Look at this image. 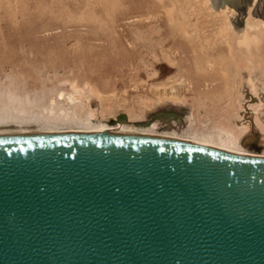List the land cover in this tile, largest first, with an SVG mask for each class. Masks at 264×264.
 <instances>
[{
    "label": "water",
    "instance_id": "obj_1",
    "mask_svg": "<svg viewBox=\"0 0 264 264\" xmlns=\"http://www.w3.org/2000/svg\"><path fill=\"white\" fill-rule=\"evenodd\" d=\"M0 264H264V158L0 139Z\"/></svg>",
    "mask_w": 264,
    "mask_h": 264
},
{
    "label": "rangeland",
    "instance_id": "obj_2",
    "mask_svg": "<svg viewBox=\"0 0 264 264\" xmlns=\"http://www.w3.org/2000/svg\"><path fill=\"white\" fill-rule=\"evenodd\" d=\"M201 1L202 2H200V0H0V82H2L0 85L2 84L1 86L3 87L5 84L14 82L17 83L16 85L20 90L27 91L34 95L43 92L46 97H48L49 95H54L58 90H69L71 82L74 81L78 84L80 82L79 85L84 88H87V84H92L101 92L99 97L100 100L91 103L92 108L96 109L99 113V116L95 117V121L99 120L115 123L116 121L135 122L138 120L137 123L148 124L151 123V120L153 121L155 119L154 121H159V125H163L164 123H171L170 121H172V119H179L180 122L178 121L179 123L176 125L180 128L178 130L182 128L185 129L184 126L187 127L189 124L193 128L202 129L209 125L211 126L216 121L225 126H231L230 128H234L235 123L238 121V115L241 114V109L244 106L242 105L244 104V102H242V97L247 96V91H254L253 93L255 95L257 94V97L261 96L258 92H261L264 86L262 85V83L264 84V75H262V71L264 72V70H261L264 65V42L262 41L264 40L262 36L264 35V0H229L225 2V4L222 0H212V4H209L210 2L207 0ZM226 4L228 8L225 7ZM170 5L172 6L171 9ZM166 8L170 10V13L166 11ZM232 12H234V14H231ZM257 17L260 19L258 20ZM228 18L231 20H228ZM187 23L190 26H188ZM185 26L189 27L187 29L188 32H184ZM222 27L223 29L221 31ZM236 29H239V31ZM253 30L256 31L255 34H252ZM155 31H157V33ZM242 31L248 36L247 39L252 41H247V44L245 43L246 41H239L238 39L243 36L242 33H240ZM151 32H153V36ZM218 32L219 34H217ZM231 32L234 36H231ZM192 34L193 37H191ZM182 35L185 39L182 38ZM254 36L255 39H253ZM260 36H262V39ZM165 37L166 39H164ZM169 37L172 39L169 40ZM235 37L237 39H232ZM148 38H150V41ZM160 41H163V45ZM253 43L256 44L255 48L253 47ZM261 45L263 46L262 48ZM150 47L158 48L151 49ZM234 49H237L235 50L236 53ZM261 49L263 51H261ZM165 50L168 51L166 52ZM251 52L252 55L250 54ZM262 52L263 55L261 56L260 54H262ZM179 54L180 56H178ZM241 55L243 57L247 56L246 58H248V60L250 59L245 67L242 66L243 68L240 66L241 64L237 62V58L241 57ZM206 59L211 60L212 64H210L211 66L213 65L212 67L207 63ZM257 59H263V62L259 65L260 71L257 70L258 66L253 65ZM191 65L195 67V69ZM195 65L198 66L196 67ZM203 65L204 67H202ZM206 66L207 68L205 69ZM253 68L254 71L252 70ZM233 69H235V71ZM199 70L202 74H199ZM205 71L208 72L206 73ZM236 72L237 74L238 72L240 73L237 75ZM50 73H53V76ZM185 73L187 76H185ZM260 75H262V77ZM37 76L38 78H35ZM80 76H83V78L85 76V78L83 79ZM17 77L18 79H16ZM45 77L46 79H43ZM196 77H199L201 80ZM205 78H207V80H205ZM235 79L236 82H234ZM66 80L69 82H66ZM163 80H165L164 82L166 84L163 83ZM61 81L64 82L61 83ZM241 81L245 83H239ZM191 82L195 84L192 85ZM228 82L230 85L227 84ZM212 84H214V86ZM260 84L261 88L259 87ZM43 85H45V87ZM202 87H204L203 91ZM208 87H215L214 92L211 88L209 90ZM177 90L180 91L178 92ZM221 90L224 91L222 92ZM207 91L211 92L208 94ZM167 92L169 95L183 100V105L178 102L158 100L161 96L168 95ZM102 95L105 98L102 97ZM217 95L219 97H217ZM189 96H191V98ZM204 96L205 98H203ZM229 97L231 99H229ZM226 99H229L228 102L230 103H228ZM138 100L139 102L136 104ZM140 100L142 103H140ZM143 100H148L151 103H148V101L144 102ZM218 100L223 101L219 102L221 107L218 104ZM143 102L150 104L151 107L147 108V110V105ZM224 105L227 106L225 107ZM189 106L192 108H188ZM221 110L224 111L222 112ZM103 111L105 112L103 113ZM143 111L144 113H142ZM205 112L207 113L205 114ZM140 113L144 115L142 116ZM228 113L231 114L229 115ZM134 114H136V117ZM236 114L238 115L236 116ZM139 116L141 118L137 119ZM187 116H191L192 119L191 117L189 119ZM209 116L212 118H209ZM133 117H135V119H133ZM221 118L225 122L219 121ZM248 148L257 152L262 150L261 146L258 144V138L256 137L251 141Z\"/></svg>",
    "mask_w": 264,
    "mask_h": 264
},
{
    "label": "bare ground",
    "instance_id": "obj_3",
    "mask_svg": "<svg viewBox=\"0 0 264 264\" xmlns=\"http://www.w3.org/2000/svg\"><path fill=\"white\" fill-rule=\"evenodd\" d=\"M204 1V0H203ZM208 2H210L209 4H212L213 1L212 0H207ZM229 0H222V2L225 4V2H228ZM200 2H202L200 0ZM205 3V2H204ZM200 4V3H199ZM207 5V4H206ZM215 5V4H214ZM222 5V3H221ZM171 6V5H170ZM202 6V5H201ZM220 6V5H219ZM224 6V5H223ZM232 6V5H231ZM230 6V7H231ZM209 7V6H208ZM213 7V5H212ZM211 7V8H212ZM226 8H228V5L226 4L225 6ZM172 8V6L170 7V9ZM200 8V7H199ZM198 8V9H199ZM216 8V7H215ZM214 8V9H215ZM221 8V7H220ZM225 8V9H226ZM75 9V8H74ZM208 9V8H207ZM213 9V8H212ZM250 9V8H249ZM248 9V10H249ZM227 10V9H226ZM231 10V9H230ZM166 11L169 12L170 10L166 8ZM196 11V10H195ZM194 11V12H195ZM221 11V10H220ZM232 11V10H231ZM234 11V10H233ZM206 12V11H205ZM204 12V13H205ZM217 12V11H216ZM252 12V11H251ZM170 13V12H169ZM198 13V12H197ZM213 13V12H212ZM219 13V12H218ZM217 13V14H218ZM221 13V12H220ZM229 13V12H228ZM249 13V11H248ZM247 13V14H248ZM72 14V13H71ZM195 14V13H193ZM223 14V13H222ZM227 14V11H226ZM230 14V13H229ZM231 14H234V12H232ZM250 14V13H249ZM188 15V14H187ZM198 15V14H197ZM202 15V14H201ZM207 15V14H206ZM220 15V14H219ZM218 15V16H219ZM254 15V14H252ZM82 16V15H81ZM171 16V15H170ZM225 16V15H224ZM230 16V15H229ZM250 16V15H249ZM248 16V18H249ZM196 17V16H195ZM199 17V16H198ZM201 17V16H200ZM205 17V16H204ZM251 17V16H250ZM256 17V16H255ZM211 19V18H210ZM227 19V18H226ZM230 18H228L229 20ZM254 19V18H253ZM258 19V17H257ZM260 19V18H259ZM258 19V20H259ZM190 20V19H189ZM231 20V19H230ZM252 20V19H251ZM263 21V20H261ZM260 21V22H261ZM219 22V20H218ZM217 22V23H218ZM224 22V21H222ZM246 22V21H245ZM248 22V21H247ZM252 22V21H251ZM256 22V21H255ZM258 22V21H257ZM232 23V22H231ZM230 23V24H231ZM254 23V21H253ZM192 24V23H189ZM219 24V23H218ZM227 24V23H226ZM233 24V23H232ZM231 24V25H232ZM264 24V22H263ZM188 25V23H187ZM190 26V25H188ZM255 26V25H253ZM185 30L184 32H188V28L187 26H185ZM213 27V26H212ZM220 27V25H219ZM227 28V27H226ZM237 28V27H236ZM259 28V26H258ZM264 28V27H263ZM262 28V29H263ZM192 29V28H191ZM197 29V28H196ZM223 27L221 28L222 31ZM233 29V26H232ZM242 29V28H241ZM244 29V27H243ZM170 30V29H169ZM190 30V29H189ZM210 30V29H209ZM212 30V29H211ZM228 30V29H227ZM239 31V29H236ZM235 30V31H236ZM158 31V29H157ZM157 31H155L157 33ZM161 31V30H160ZM171 31V30H170ZM192 31V30H191ZM216 31V30H215ZM229 31V30H228ZM244 31V30H243ZM242 33L243 36H241L238 40L239 41H246L245 43L247 44V41H249V39H247V35L245 34V32ZM179 32V31H178ZM193 32V31H192ZM195 32V31H194ZM256 31L253 30L252 34H255ZM258 32V31H257ZM262 32V31H261ZM152 36H153V32ZM180 33V32H179ZM212 33V32H211ZM259 33V32H258ZM159 34V33H158ZM183 34V33H182ZM201 34V33H200ZM219 34V32L217 33ZM226 34V33H225ZM263 34V33H262ZM149 35V34H148ZM184 35V34H183ZM182 35V38H183ZM190 35V34H189ZM169 36V34H168ZM175 36V35H174ZM223 36V34H222ZM231 36L232 32H231ZM258 36V34H257ZM264 37V35H262ZM260 36V38L262 37ZM150 37V36H147ZM173 37V36H172ZM176 37H180V36H176ZM193 37V34L192 36ZM196 37V36H195ZM228 37V36H227ZM251 37V35H250ZM98 38V37H97ZM96 38V39H97ZM160 38V37H159ZM175 38V37H174ZM224 38V37H223ZM230 38V37H229ZM252 38V37H251ZM150 41V38H148ZM147 39V40H148ZM166 39V37L164 38ZM172 39V38H171ZM169 37V40H171ZM185 39V38H183ZM188 39V38H187ZM195 39V38H194ZM197 39V38H196ZM231 39V38H230ZM232 39H237L232 38ZM247 39V40H246ZM253 39H255V36L253 37ZM258 39V38H257ZM262 39V38H261ZM95 40V39H94ZM189 40V39H188ZM193 40V39H192ZM202 40V39H201ZM167 41V40H164ZM200 41V40H199ZM231 41V40H230ZM233 41V40H232ZM236 41V40H235ZM237 41V42H239ZM252 41V40H250ZM249 41V42H250ZM256 41V40H255ZM264 42V40H262ZM94 42V41H93ZM96 42V41H95ZM152 42V40H151ZM156 42V40H155ZM154 42V43H155ZM161 42V41H160ZM171 42V41H170ZM192 42V41H191ZM202 42V41H201ZM229 42V41H227ZM234 42V41H233ZM111 43V42H110ZM153 43V42H152ZM157 43V42H156ZM159 43V42H158ZM163 45V41L161 42ZM167 43V42H166ZM256 43V42H255ZM262 43V42H261ZM148 44V42H147ZM230 44V43H229ZM237 44V43H235ZM250 44V43H249ZM254 44V43H253ZM252 44V45H253ZM259 44V42H258ZM156 45V44H154ZM159 45V44H158ZM239 45V44H238ZM251 45V46H252ZM263 45V43H262ZM261 45V48L263 47ZM152 46V45H150ZM157 46V45H156ZM190 46V44H189ZM237 46V45H236ZM247 46V45H246ZM115 47V46H114ZM186 47V46H184ZM238 47V46H237ZM253 47H256V44L253 45ZM151 48V47H150ZM154 48H158V47H154ZM151 48V49H154ZM187 48V47H186ZM185 48V49H186ZM242 48V47H241ZM253 48V49H254ZM149 49V48H148ZM150 49V50H151ZM164 49V48H163ZM174 49V48H173ZM246 49V48H245ZM249 49V48H248ZM237 49H234V52ZM239 50V49H238ZM243 50V49H241ZM247 50V49H246ZM250 50V49H249ZM264 50V49H263ZM261 49V51H263ZM156 51V50H155ZM160 51V50H159ZM166 51V50H165ZM168 51V50H167ZM166 51V52H167ZM171 51V50H170ZM176 51V50H175ZM174 51V52H175ZM180 51V50H179ZM240 51V50H239ZM251 51V50H250ZM249 51V52H250ZM233 52V53H234ZM247 52V51H246ZM259 52V51H257ZM236 53V52H235ZM154 54V53H153ZM166 54V53H165ZM170 54V52H169ZM176 54V53H175ZM241 54V53H240ZM252 55V52L250 53ZM257 54V53H256ZM260 54V53H259ZM182 55V54H181ZM185 55V54H184ZM183 55V56H184ZM261 56L263 55L260 54ZM153 56V55H152ZM180 56V54L178 55ZM234 56V55H233ZM259 56V55H258ZM260 56V57H261ZM264 56V55H263ZM156 57V56H155ZM172 57V56H171ZM238 57V56H237ZM235 57V58H237ZM241 57H243L241 55ZM238 57V61L241 65V67H245L247 65V62H249L248 58H241ZM255 57V55H254ZM253 57V58H254ZM179 58V57H178ZM181 58V57H180ZM259 58V57H258ZM170 59V58H169ZM192 60V59H191ZM233 60V59H232ZM252 60V58H251ZM178 61V60H177ZM180 61V60H179ZM185 61V60H184ZM207 63H209V65L211 66V60L206 59ZM213 61V60H212ZM253 61V60H252ZM187 62V61H186ZM198 62V61H197ZM254 62V61H253ZM261 62H263V59H257L255 61V63L253 64L254 66H258L257 70L260 71V64ZM173 63V62H172ZM178 63V62H176ZM181 63V62H180ZM211 63V64H210ZM215 63V62H214ZM234 63V62H233ZM150 64V63H148ZM199 64V62H198ZM203 64V62H202ZM152 65V64H151ZM205 65V64H204ZM204 65L202 67H204ZM43 66V65H41ZM177 66V65H176ZM192 66V65H191ZM196 66V65H195ZM198 66V65H197ZM196 66V67H197ZM213 66V65H212ZM211 66V67H212ZM235 66V65H234ZM233 66V67H234ZM193 67V66H192ZM210 67V68H211ZM242 67V68H243ZM149 68V66H148ZM151 68V67H150ZM173 68V67H172ZM195 69V67H193ZM200 68V67H198ZM207 68V66L205 67V69ZM220 68V67H219ZM255 68V67H254ZM254 68L252 69L254 71ZM264 68V65H263ZM263 68H261V70H264ZM163 69V68H162ZM36 70V69H35ZM38 70V69H37ZM42 70V69H41ZM51 70V69H50ZM74 70V69H73ZM179 70V69H178ZM184 70V69H183ZM197 70V69H196ZM201 70V69H200ZM199 70V71H200ZM210 70V69H209ZM235 71V69H233ZM250 70V69H249ZM39 71V70H38ZM60 71V70H59ZM154 71V70H153ZM161 71V69H160ZM176 71V70H175ZM180 71V70H179ZM201 71H204L203 69ZM200 71L199 74H202ZM7 72V71H6ZM51 72V71H50ZM63 72V71H62ZM79 72V71H78ZM178 72V71H176ZM194 72V71H193ZM206 72V71H205ZM208 72V71H207ZM206 72V73H207ZM241 72V71H240ZM238 72V74L240 73ZM252 72V71H251ZM5 73V72H4ZM36 73V72H35ZM41 73V72H40ZM44 73V72H43ZM153 73V72H152ZM195 73V72H194ZM198 73V72H197ZM264 72L262 71V75ZM31 74V73H30ZM51 74V73H50ZM53 74V73H52ZM51 74V75H52ZM65 74V73H64ZM151 74V73H149ZM180 74V73H179ZM183 74V73H182ZM189 74V73H188ZM191 74V73H190ZM237 74V72H236ZM237 74V75H238ZM248 74V73H247ZM254 74V73H253ZM256 74V73H255ZM4 75V74H3ZM1 75V76H3ZM6 75V74H5ZM14 75V74H13ZM22 75V74H20ZM35 75V74H34ZM38 75V74H37ZM47 75V74H46ZM197 75V74H196ZM209 75V73H208ZM207 75V76H208ZM250 75V74H249ZM258 75V74H257ZM262 75H260L262 77ZM24 76V75H23ZM53 76V75H52ZM166 76V75H165ZM185 76L186 73H185ZM194 76V75H193ZM204 76V75H203ZM206 76V74H205ZM210 76V75H209ZM208 76V77H209ZM258 76V77H260ZM22 77V76H21ZM28 77V76H27ZM31 77V76H30ZM40 77V76H39ZM83 78V76H80ZM169 77V76H168ZM195 77V76H194ZM207 77V78H208ZM212 77V76H211ZM210 77V78H211ZM216 76L214 75V78ZM235 77V76H234ZM243 77V76H242ZM251 77V76H250ZM7 78V77H6ZM10 78V77H9ZM35 78H38L35 77ZM42 78V77H41ZM40 78V79H41ZM85 78V76H84ZM83 78V79H84ZM154 78V77H153ZM156 78V77H155ZM167 78V77H166ZM171 78V77H170ZM189 78V77H188ZM197 78V77H196ZM199 78V77H198ZM197 78V79H198ZM207 78H205V80H207ZM209 78V79H210ZM213 78V77H212ZM237 78V77H235ZM241 78V75H240ZM246 78V77H245ZM252 78V77H251ZM254 78V76H253ZM257 78V76H256ZM18 79V77L16 78ZM30 79V78H29ZM33 79V78H32ZM43 79H46L43 78ZM164 79V78H163ZM185 79V78H184ZM192 79V77H191ZM200 79V78H199ZM216 79V78H215ZM243 79V78H242ZM247 79V78H246ZM250 79V78H249ZM5 80V79H4ZM34 80V79H33ZM37 80V79H36ZM173 80V79H172ZM201 80V79H200ZM24 81V79H23ZM44 81V80H43ZM53 81V80H52ZM56 81V80H54ZM65 81V80H64ZM63 81V82H64ZM157 81V80H156ZM160 81V80H159ZM165 80H163V83ZM167 81V80H166ZM171 81V80H170ZM182 81V80H181ZM213 81V80H212ZM243 81V80H242ZM239 82V83H243V82ZM255 81V78H254ZM261 81V80H259ZM11 82V80H10ZM45 82V81H44ZM61 81V83H63ZM66 82H69L66 80ZM83 82V81H82ZM155 82V81H153ZM189 82V80H188ZM202 82V81H201ZM236 82V79L235 81ZM247 82V81H246ZM253 82V81H252ZM2 83V82H0ZM25 83V82H23ZM161 83V82H160ZM211 83V82H210ZM245 83V82H244ZM243 83V84H244ZM254 83V82H253ZM262 83V82H260ZM17 83H10V84H5V86H1L0 88V139L1 140H14V139H32V138H50V137H68V136H96V137H119V138H123V137H130V138H138V139H148V140H152V141H157V142H167V143H171V144H181V145H186V146H190V147H200V148H204V149H208V150H212V151H222V152H226V153H230V154H238V155H242V156H246V157H258V158H264V86L262 88L261 92H258L259 94H261V96L257 97V94L255 95L253 92L251 91H247L246 94L247 96L242 97V102H244L243 108L241 109L240 105V109H241V114L238 115L236 114V116L238 115V121L235 123V127L234 128H230L228 126L223 125L220 122H214V124H212L211 126L209 125L208 127L205 128H193L190 124L186 127L185 129H180L179 126L177 127L176 125H178V123L180 122L179 119L178 120H173L170 121L171 123H160L163 125H159V121H152L151 123L145 124V123H137L138 120H136L135 122H131V121H123V122H115V123H109L107 121L103 122V121H95V117L99 116V113L96 109H93L91 106L92 102H97L99 101V97L101 95V92L92 84H87V88L79 85L77 82H71L70 84V89L67 91L64 90H58L54 95H49L48 97H46L45 93L40 92L37 95H34L32 93H28L27 91H23L20 90L18 88V86L16 85ZM22 84V83H21ZM85 84V83H84ZM150 84V83H149ZM166 84V83H165ZM186 84V83H185ZM184 84V85H185ZM188 84V83H187ZM192 84V82H191ZM195 84V83H194ZM192 84V85H194ZM207 84V82H206ZM227 84L230 85V83L228 82ZM234 84V83H233ZM237 84V83H236ZM235 84V85H236ZM242 84V85H243ZM257 84V83H256ZM32 85V84H31ZM61 85V84H60ZM58 85V86H60ZM86 85V84H85ZM169 85V84H168ZM183 85V86H184ZM203 85V84H202ZM209 85V84H208ZM214 86V84H212ZM211 85V86H212ZM232 85V84H231ZM234 85V86H235ZM241 85V84H240ZM259 85V84H258ZM262 85H264L262 83ZM26 86V85H25ZM45 87V85H43ZM53 86V85H52ZM63 86V85H62ZM66 86V85H65ZM160 86V85H159ZM50 87V86H48ZM47 87V88H48ZM166 87V86H165ZM164 87V88H165ZM232 87V86H230ZM254 87V86H253ZM252 87V88H253ZM261 88V84L259 86ZM158 88V87H157ZM156 88V90H157ZM175 88V86H174ZM193 88V87H190ZM209 90L210 88L213 90L214 92V88L215 87H208ZM226 88V87H225ZM236 88V87H235ZM258 88V87H257ZM194 89V88H193ZM196 89V88H195ZM199 89V87H198ZM204 87H202V91H203ZM218 89V87H217ZM215 89V90H217ZM241 89V88H240ZM246 89V88H245ZM30 90V89H28ZM163 90V88H162ZM183 90V89H182ZM190 90V89H189ZM207 90V89H206ZM231 90V89H230ZM238 90V89H237ZM242 90V89H241ZM254 90V89H253ZM259 90V88H258ZM41 91V90H40ZM118 91V90H117ZM155 91V90H152ZM159 91V89H158ZM178 91V90H177ZM180 91V90H179ZM178 91V92H179ZM193 91V90H192ZM200 91V90H199ZM201 91V92H202ZM222 92L224 90H221ZM234 91V90H233ZM156 92V91H155ZM211 92V91H210ZM209 91H207V93H210ZM242 92V91H241ZM257 92V91H256ZM195 93V92H194ZM203 93V92H202ZM112 94V93H111ZM155 94V93H154ZM162 94V93H161ZM164 94V92H163ZM168 95L165 96H161L160 101H170V102H175V103H182L183 100H180L177 97H174L173 95H169V93L167 92ZM173 94V93H172ZM201 94V93H199ZM207 94V95H208ZM214 94V93H213ZM219 94V92H218ZM227 94V93H226ZM231 94V92H230ZM234 94V93H232ZM239 94V92H238ZM258 94V95H259ZM156 95V94H155ZM179 95V94H178ZM188 95V93H187ZM196 95V94H195ZM202 95V94H201ZM228 95V94H227ZM245 95V94H243ZM105 96V94H104ZM102 95V97H104ZM145 96V95H143ZM147 96V95H146ZM181 96V95H179ZM193 96V95H192ZM210 96V95H209ZM215 96V95H214ZM213 96V97H214ZM220 96V94H219ZM217 95V97H219ZM229 96V95H228ZM191 98V96H189ZM227 97V96H226ZM105 98V97H104ZM202 98V96H201ZM205 98V96L203 97ZM208 98V97H207ZM112 99V98H111ZM187 99V98H186ZM197 99V97H196ZM209 99V98H208ZM220 99V98H219ZM229 99H231L229 97ZM228 99V100H229ZM235 99V98H234ZM116 100V99H115ZM129 100V99H128ZM127 100V101H128ZM131 100V99H130ZM199 100V99H198ZM204 100V99H203ZM214 100V99H213ZM227 100V99H226ZM227 100V102H228ZM112 101V100H111ZM141 101V100H140ZM144 102L148 101V100H143ZM154 101V100H153ZM158 101V102H160ZM189 101V100H188ZM193 101V100H192ZM197 101V100H196ZM215 101V100H214ZM102 102V101H101ZM99 102V103H101ZM107 102V101H106ZM118 102V99H117ZM116 102V103H117ZM126 102V101H125ZM139 102V100L136 102V104ZM143 102V103H144ZM156 102V101H155ZM152 102V103H155ZM217 102V101H216ZM219 102H223L222 100H218V104ZM225 102V101H224ZM237 102V101H236ZM98 103V104H99ZM142 103V101L140 102ZM148 103H151L150 101H148ZM174 103V104H175ZM194 103V102H193ZM209 103V102H208ZM207 103V105H208ZM230 103V102H228ZM97 104V105H98ZM113 104V103H112ZM145 105H147L146 109L151 107L150 104L144 103ZM159 104V103H157ZM163 104V103H161ZM199 104V103H198ZM227 104V103H226ZM96 105V104H95ZM126 105V104H125ZM140 105V104H139ZM156 105V104H155ZM154 105V106H155ZM183 105V103H182ZM186 105V103H185ZM211 105V104H209ZM215 105V104H214ZM217 105V104H216ZM157 106V105H156ZM188 106V105H187ZM197 106V105H196ZM219 106L221 107V105L219 104ZM225 107L227 105H224ZM230 106V105H229ZM236 106V105H235ZM97 107V106H96ZM116 107V106H114ZM125 107V106H124ZM136 107V106H135ZM202 107V106H201ZM210 108H212L211 106H209ZM100 108V107H99ZM105 108V106H104ZM109 108V107H108ZM154 108V107H153ZM190 108V106L188 107ZM192 108V107H191ZM190 108V109H191ZM209 108V109H210ZM229 108V107H228ZM227 108V109H228ZM128 109V108H127ZM131 109V108H130ZM133 109V108H132ZM131 109V110H132ZM139 109V107H138ZM144 109V108H143ZM141 109V110H143ZM145 109V110H146ZM199 109V108H198ZM204 109V107H203ZM220 109V108H219ZM233 109V108H232ZM239 109V108H238ZM108 110V109H107ZM115 110V109H114ZM134 110V109H133ZM137 110V108H136ZM148 110V109H147ZM194 110V109H193ZM208 110V109H207ZM230 110V109H229ZM234 110V109H233ZM110 111L112 112V110L110 109ZM139 111V110H138ZM190 111V110H189ZM195 111V110H194ZM201 111V110H200ZM204 111V110H203ZM214 111V110H213ZM218 111V110H217ZM222 112L224 110H221ZM220 111V113H221ZM236 111V110H235ZM100 112V111H99ZM105 111H103L104 113ZM109 112V111H108ZM129 112V111H128ZM140 112V111H139ZM191 112V111H190ZM197 112V110H196ZM227 112V111H226ZM230 112V111H229ZM232 112V111H231ZM101 113V112H100ZM131 113V112H130ZM135 113V112H134ZM144 113V111L142 112ZM142 113H140L142 115ZM207 112H205L206 114ZM235 113V112H233ZM238 113V112H237ZM128 114V113H127ZM186 114V113H185ZM184 114V115H185ZM188 114V112H187ZM213 114V113H212ZM211 114V115H212ZM216 114V113H214ZM218 114V113H217ZM229 115L231 113H228ZM104 115V114H103ZM131 115V114H130ZM136 114H134L135 116ZM139 115V114H138ZM137 115V116H138ZM144 115V114H143ZM142 115V116H143ZM191 115V114H189ZM196 115V113H195ZM201 115V114H199ZM210 115V113H209ZM235 115V114H234ZM102 116V114H101ZM100 116V117H101ZM129 116V115H128ZM186 116V115H185ZM203 116V115H202ZM217 116V115H216ZM226 116V115H224ZM99 117V118H100ZM136 117V116H135ZM135 117H133V119H135ZM189 117V116H187ZM191 117V116H190ZM189 117V119H190ZM211 116H209L210 118ZM233 117V116H232ZM231 117V118H232ZM130 118V117H129ZM141 118L140 116L137 118L139 119ZM143 118V117H142ZM145 118V117H144ZM180 118V117H179ZM186 118V117H185ZM207 118V117H206ZM207 118V119H209ZM212 118V117H211ZM214 118V117H213ZM216 118V117H215ZM223 118V117H222ZM221 118L222 122L223 119ZM229 118V117H228ZM227 118V119H228ZM102 119V118H100ZM187 119V118H186ZM192 119V117H191ZM234 119V118H233ZM103 120V119H102ZM141 120V119H140ZM160 120V119H159ZM206 120V119H205ZM213 120V119H212ZM229 120V119H228ZM236 120V119H235ZM163 121V120H162ZM161 121V122H162ZM179 121V122H178ZM200 121V120H199ZM211 121V120H210ZM209 122V121H208ZM228 122V121H227ZM190 123V122H188ZM192 123V122H191ZM205 123V122H204ZM206 124V123H205ZM210 124V123H207ZM225 124V123H224ZM228 124V123H227ZM186 125V124H185ZM202 126V125H201ZM205 126V125H204ZM181 127V126H180ZM258 138V144L261 146L262 150L260 152L254 151V150H250L248 148L249 144L251 143V141L253 139Z\"/></svg>",
    "mask_w": 264,
    "mask_h": 264
}]
</instances>
